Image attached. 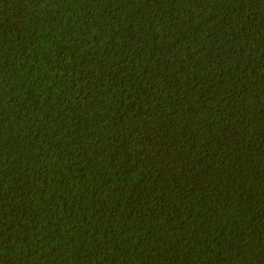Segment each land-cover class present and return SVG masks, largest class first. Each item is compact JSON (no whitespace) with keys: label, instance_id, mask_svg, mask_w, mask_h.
Listing matches in <instances>:
<instances>
[{"label":"trees","instance_id":"trees-1","mask_svg":"<svg viewBox=\"0 0 264 264\" xmlns=\"http://www.w3.org/2000/svg\"><path fill=\"white\" fill-rule=\"evenodd\" d=\"M0 264H264V0H0Z\"/></svg>","mask_w":264,"mask_h":264}]
</instances>
